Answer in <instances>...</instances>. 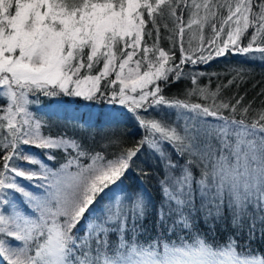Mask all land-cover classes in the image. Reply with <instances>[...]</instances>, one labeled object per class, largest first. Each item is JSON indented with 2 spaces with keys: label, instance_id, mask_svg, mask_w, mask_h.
<instances>
[{
  "label": "snow or ice",
  "instance_id": "obj_1",
  "mask_svg": "<svg viewBox=\"0 0 264 264\" xmlns=\"http://www.w3.org/2000/svg\"><path fill=\"white\" fill-rule=\"evenodd\" d=\"M169 20L173 45L177 30L181 37L180 63L171 66L174 56L158 48L160 26L167 29ZM192 26H209L214 37L227 33L222 46L207 41L216 56L232 50L264 58V47H254L264 37V0H0V99L6 101L0 106V130L6 129L0 139V264H264V254L248 243L257 232L264 238V108L249 122L250 106L236 116L243 98L215 102L219 86L210 93L193 77L195 87L187 94L213 100L202 105L169 100L156 84L179 79L185 63L212 58V51L186 54L183 35ZM249 29L251 40L240 46ZM100 64L98 74H90ZM110 73L115 79L106 85L109 93L101 81ZM137 89L138 95H129ZM37 94L122 105L145 134L133 146L109 138L103 147L115 146L111 153L89 149L75 137L42 135L43 122L29 111L38 103L29 96ZM161 106L177 110L183 126L145 120L137 111ZM81 116L82 129L118 119L110 111ZM165 144L185 162L173 161ZM25 145L61 150L64 162L54 171ZM145 145L159 156L164 177L158 180V231L141 241L150 201L143 190L122 182ZM44 156L57 160L51 151ZM23 181L35 182L43 194H33ZM225 210L234 231L223 243L214 237L209 242L199 221L214 233ZM244 235L248 241L240 244L237 237Z\"/></svg>",
  "mask_w": 264,
  "mask_h": 264
},
{
  "label": "trees",
  "instance_id": "obj_2",
  "mask_svg": "<svg viewBox=\"0 0 264 264\" xmlns=\"http://www.w3.org/2000/svg\"><path fill=\"white\" fill-rule=\"evenodd\" d=\"M190 2V0H189ZM190 13L185 11L183 13V22L185 25L189 19ZM167 29L163 24L160 26V39L158 41V48L165 51L170 57L174 56V59L169 62V65H176L180 63L181 59V44L180 35L177 30V34L174 39L176 40L173 45L172 40L169 39L173 35L170 29L175 26L169 20ZM151 27V25H149ZM234 27V26H233ZM254 29H249L247 34L241 38L240 46H247L251 40L252 32ZM203 37V42L201 40ZM216 39L217 43L222 46L223 40L227 39V33L222 32L220 37H214L212 29L209 26H205L203 30L192 26L191 30H185L183 35V47L186 50V54L195 56L199 55V51L203 50V55L208 56L209 51H212V58L206 62L201 63H185L182 66V72L184 73L179 79L170 77V82H164L163 80L156 81L161 89V94L169 99H176L181 101H187L189 103H200L202 105L213 103L212 98L209 96L207 100L203 99L199 93L195 95H188L187 93L192 90L193 77L198 81L200 88H206L210 93L217 91L219 86V94L216 99V103L230 102L235 104L237 100H241V104L237 108L236 116L240 118V109L249 107L250 110L247 116L249 122L256 115L258 110L264 108V58H261L259 53L239 54L232 50H227L224 55L216 56L214 49L207 44L209 39ZM264 37H259L254 43V47H264V43L261 42ZM156 42L155 33L152 39L147 40L149 46ZM158 54V51L156 52ZM138 57V56H137ZM101 65V64H100ZM100 65L93 69L90 73L92 75L98 74ZM114 80V79H113ZM109 79L104 78L101 81V89L111 92V86L106 87ZM229 81H232L229 84ZM118 82L114 86L118 91ZM153 87L152 85L149 86ZM29 99L32 101H38L29 105V111L32 112L36 118H39L43 122L41 129L42 135L51 136L57 138L62 135L67 137H75L82 140L85 147L94 149L97 151H107L108 153L116 151L115 146L103 147L104 143L112 137H118L123 146H133L139 142L145 134V130L140 127L136 117L126 107L115 104L109 105L104 100L102 103L91 105L92 102L84 101L82 98H74L60 96L58 98H52L44 96L43 94L30 95ZM111 112L114 116H118V119L110 123L97 122L94 127L82 129L77 118L83 119L81 114H95L103 112ZM139 115L145 120H160L163 118L165 121H176L181 127L184 124L183 119H177L175 109H168L165 106L160 108L150 109H138ZM183 111V110H182ZM224 115H228L227 110H223ZM210 121L213 118H208ZM0 139H2V130H0ZM24 148L30 152H35L39 155V158L44 159L45 162L54 171L59 168L60 163H63L64 153L61 150H41L32 145H25ZM165 151L171 154L173 161H178L180 164L185 162V158H180L170 145H164ZM51 151L54 156L57 157L56 161H48L44 152ZM35 167V166H34ZM193 171L199 175V170L193 167ZM147 173V175H145ZM164 170L163 165L159 159V156L154 154L147 145L144 146L142 151L134 158L130 169L127 171L123 178L122 186L129 190H143L148 197L150 203L147 208V215L143 221L144 227L148 230L146 234L140 235L139 239L144 241L147 237L155 236L158 229L156 227L157 220V208L160 203V190L158 187V180L163 179ZM22 179V178H18ZM25 185H29L28 181H23ZM32 189L35 188V182L29 185ZM37 190V189H36ZM43 193V190H37ZM19 193H17L18 196ZM199 206V203L197 204ZM27 206L25 205L24 210ZM25 214L30 215L31 211L28 209ZM225 218L222 222L217 223L214 233L209 232L205 227L203 219L199 221V229L202 233H207V239L209 242L215 238L217 243H223L230 233L234 231L228 219L227 210H225ZM171 235V234H168ZM184 236V233H180ZM113 239H116L113 237ZM172 240H176V236H171ZM240 244H245L248 241L247 235L243 237H237ZM19 245V242H16ZM250 248L253 252L264 254V238H262L257 232L256 237L251 241H248Z\"/></svg>",
  "mask_w": 264,
  "mask_h": 264
},
{
  "label": "rangeland",
  "instance_id": "obj_3",
  "mask_svg": "<svg viewBox=\"0 0 264 264\" xmlns=\"http://www.w3.org/2000/svg\"><path fill=\"white\" fill-rule=\"evenodd\" d=\"M157 56H158V54H156ZM138 57H134V59H133V63L131 64V67H135V60L136 59H139V54L137 55ZM103 67V65L101 64L100 65V68H99V70L101 69ZM99 70H98V72H99ZM116 70H118V67H117V69ZM82 71H84V70H82ZM125 74H127V69L125 70ZM106 79H115V75L113 74V73H110V76L109 77H106ZM118 89H119V83H118ZM139 92H140V89H137V93H129V95H138L139 94ZM62 96V95H61ZM77 98H74L73 100H76ZM91 105H95V104H97V103H95V102H92V103H90ZM6 105V101L5 100H2V99H0V106H5ZM4 115V113L2 112V111H0V117H2ZM6 123V122H5ZM6 134V129L5 130H2V138H3V136ZM29 190H31L32 192H33V194H35V195H42L43 193H41V192H39V191H37L36 189H32L31 187H29ZM16 196H17V194H16ZM17 198L18 199H23V197H21L20 196V194H18V196H17ZM18 207H21L19 204L17 205ZM15 245H18V243H16V242H13Z\"/></svg>",
  "mask_w": 264,
  "mask_h": 264
}]
</instances>
